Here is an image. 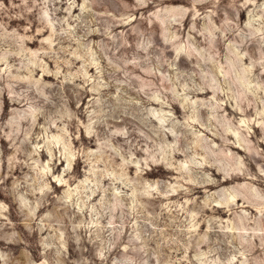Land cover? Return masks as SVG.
<instances>
[{"label": "rangeland", "instance_id": "rangeland-1", "mask_svg": "<svg viewBox=\"0 0 264 264\" xmlns=\"http://www.w3.org/2000/svg\"><path fill=\"white\" fill-rule=\"evenodd\" d=\"M263 73L264 0H0V264H264Z\"/></svg>", "mask_w": 264, "mask_h": 264}, {"label": "bare ground", "instance_id": "bare-ground-1", "mask_svg": "<svg viewBox=\"0 0 264 264\" xmlns=\"http://www.w3.org/2000/svg\"><path fill=\"white\" fill-rule=\"evenodd\" d=\"M255 29L259 30L258 27H256ZM255 37L256 36H254V38ZM250 40H251L250 42H253L254 39L250 38ZM245 44H248V41H246ZM250 71L251 69H249V72ZM244 73L246 74V70H242L241 75L238 76L240 80L243 79ZM262 76H264V73L262 74ZM215 92L216 89L213 86H209L208 88L201 90V93H205V94L215 93ZM261 131L264 134V126L261 128ZM200 143L201 142L199 141L198 147L201 146ZM126 167L130 168L131 166L127 165ZM262 170H264V168ZM137 171L138 169H136L135 173H137ZM237 174L238 173H231V174L223 175V179L221 181L228 182L233 178L240 176ZM238 195L239 194L235 191H225L223 195L224 197L220 200H216L217 206L216 205L215 206L217 208V211L231 214L233 208L229 205V201H231L233 204H238L240 201ZM249 201L242 200V205L245 207H251L252 210H254L256 214H258V216L260 217L258 225L255 226L250 225L251 223L250 217L244 212V214L239 215L236 224L231 223L230 225H228V231L236 236V238L239 240V243L249 252V254L261 252L262 260L264 262V199L255 198L254 200L255 202L253 203H250ZM241 254L245 256L244 252H242ZM232 259L233 258H230L229 261Z\"/></svg>", "mask_w": 264, "mask_h": 264}]
</instances>
